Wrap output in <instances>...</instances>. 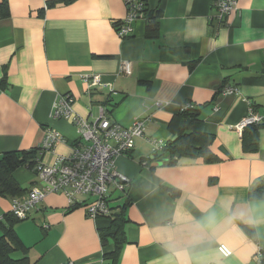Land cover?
<instances>
[{
	"label": "crops",
	"instance_id": "0c3cea01",
	"mask_svg": "<svg viewBox=\"0 0 264 264\" xmlns=\"http://www.w3.org/2000/svg\"><path fill=\"white\" fill-rule=\"evenodd\" d=\"M213 1L144 0L147 17L121 38L124 0H0L7 12L0 15V157L40 149L47 129L65 142L39 150V161L68 156L82 142L78 131L52 118L54 103L66 95L88 122L101 110L122 127L145 122L133 150L115 159L130 202L118 264H255L258 248L264 250V199L248 200L264 179V127L253 153L234 129L248 103L264 115V0H236V11L218 25ZM124 63L130 75L121 73ZM226 87L238 94H221ZM186 103L199 110L220 162L153 160L150 141L174 138ZM12 179L25 191L0 195V223L14 200L42 187L25 167ZM14 231L27 251L13 254L28 264H105L102 255L112 250L101 248L83 205L71 209L61 194L48 195Z\"/></svg>",
	"mask_w": 264,
	"mask_h": 264
},
{
	"label": "built area",
	"instance_id": "2783aa9c",
	"mask_svg": "<svg viewBox=\"0 0 264 264\" xmlns=\"http://www.w3.org/2000/svg\"><path fill=\"white\" fill-rule=\"evenodd\" d=\"M126 14L118 27L121 38L128 37L132 32V24L147 17L146 6L142 0H124ZM215 11V22L221 24L225 18L236 11V0H214L212 4ZM121 73L130 75L129 63L120 68ZM93 84H98L97 77ZM223 95H237L236 87H226L221 90ZM73 99L66 95L54 103L52 118L66 120L78 131L80 144L75 145L68 156H59L51 165L39 162L34 172L39 178L41 188H32L25 199L14 200L11 203L10 214L17 220H25L35 206L48 195L61 194L68 204L80 207L83 205L87 218L94 221L98 216H107L110 213V195L113 192H123L128 180L117 173L115 159L133 150L135 141L144 134L145 122L135 121L130 127H122L111 119L104 118L103 110L94 122H88L79 117L72 109ZM160 106L159 103L156 104ZM247 116L234 127L242 133L249 126H257L264 122V115L253 111L248 103ZM194 109L191 103H186L181 111ZM63 137L50 129L44 134L40 147L41 153L53 152L56 144L64 143ZM152 153L160 154L165 146L162 141H150ZM85 199L81 201L79 199ZM222 257H228L230 251L224 245L218 247ZM253 262L264 264V250L258 248Z\"/></svg>",
	"mask_w": 264,
	"mask_h": 264
},
{
	"label": "trees",
	"instance_id": "16d2710c",
	"mask_svg": "<svg viewBox=\"0 0 264 264\" xmlns=\"http://www.w3.org/2000/svg\"><path fill=\"white\" fill-rule=\"evenodd\" d=\"M58 1L70 3L73 0ZM5 10L4 4L0 6L1 16H6L7 12ZM151 19L149 18V22L152 21ZM150 27L153 26L149 24L147 28L150 29ZM110 102V100L107 101L106 105H110ZM108 111L110 112V110ZM178 120L181 122V125L173 131V136L176 139L173 142L171 141L172 139L168 140L160 156L156 153L153 155V160H159L162 164L170 166L175 165L182 158L201 160L204 164L220 162V158L212 151L214 142L213 135H209L203 131V122L199 118V110L194 107L192 110L180 111ZM263 127L264 124L249 126L242 131V148L246 152L253 153L257 151L258 131ZM39 150L9 152L4 153L0 157V195L15 196L25 191L14 182L12 173L21 167L34 171L35 165L41 162L37 156ZM173 195L175 196L176 193H173ZM110 196L109 202L111 204L109 215L98 216L94 219V222L101 248L106 249L112 247L111 251L103 253L102 260L105 264H118L121 251L127 244L124 227L128 222L126 210L130 202L127 197L126 188L123 189V192H113ZM263 199L264 179L258 181L248 192L249 201ZM117 202V205H112ZM75 207L73 206L71 209H75ZM20 221L11 214H7L4 216V222L0 223V229L2 231V235L0 236V264H28L26 256L20 259H13L11 257L16 252L26 255L27 249L23 246L14 231V227ZM248 228L245 227V230L248 231Z\"/></svg>",
	"mask_w": 264,
	"mask_h": 264
},
{
	"label": "rangeland",
	"instance_id": "374dc122",
	"mask_svg": "<svg viewBox=\"0 0 264 264\" xmlns=\"http://www.w3.org/2000/svg\"><path fill=\"white\" fill-rule=\"evenodd\" d=\"M11 257L13 259H18V258H20V254H12Z\"/></svg>",
	"mask_w": 264,
	"mask_h": 264
},
{
	"label": "water",
	"instance_id": "95a60500",
	"mask_svg": "<svg viewBox=\"0 0 264 264\" xmlns=\"http://www.w3.org/2000/svg\"><path fill=\"white\" fill-rule=\"evenodd\" d=\"M176 139V137H174L171 141L173 142ZM158 156H160V154H158ZM161 163H156L155 165H160Z\"/></svg>",
	"mask_w": 264,
	"mask_h": 264
}]
</instances>
